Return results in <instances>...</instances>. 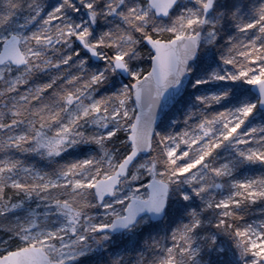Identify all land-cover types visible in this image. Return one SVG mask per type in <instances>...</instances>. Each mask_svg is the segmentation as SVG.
Returning a JSON list of instances; mask_svg holds the SVG:
<instances>
[{
  "label": "snow or ice",
  "instance_id": "obj_1",
  "mask_svg": "<svg viewBox=\"0 0 264 264\" xmlns=\"http://www.w3.org/2000/svg\"><path fill=\"white\" fill-rule=\"evenodd\" d=\"M0 264H264V0H0Z\"/></svg>",
  "mask_w": 264,
  "mask_h": 264
}]
</instances>
